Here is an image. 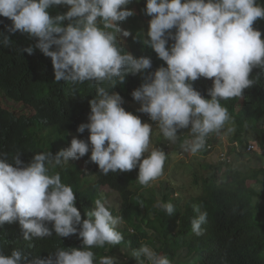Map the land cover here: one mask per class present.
Masks as SVG:
<instances>
[{"label":"clouds","instance_id":"clouds-1","mask_svg":"<svg viewBox=\"0 0 264 264\" xmlns=\"http://www.w3.org/2000/svg\"><path fill=\"white\" fill-rule=\"evenodd\" d=\"M128 6L138 11L137 0H0V17L11 21L0 31V46L11 47L16 55L48 57L57 83L109 82L126 88L129 74L154 70L132 91L137 103L126 102L115 91L97 89V98L89 101L88 122L76 129L81 134L87 129V140L73 136L68 147L55 154H35L28 163L20 159V152L11 163L6 153H0V228L18 222L25 241L55 232L64 238L78 234L83 242L80 249H57L46 259L29 258L21 250L10 255L0 251V264H94L93 247L114 248L118 261L128 264H175L147 245L132 253L122 249L126 241L122 197L108 184H102L100 192L102 187L107 192L100 193L101 199L82 219L72 188L62 183L59 172L50 173L70 159L90 152L86 163H95L104 175L138 168V176L130 173L146 193L149 183L162 176L167 158L158 146L149 151L153 128L171 144L188 131L190 139L183 147L192 154L204 144L213 147L207 136L219 132L213 147L218 162L246 158L255 164L264 158L260 143L251 141L243 150L233 140L232 121L247 105L253 114V101L248 104L251 93L264 98V6L257 0H146L140 13L147 35L143 39L132 26L124 25L134 15ZM50 8L55 13L49 14ZM132 36L146 44V51L130 46ZM2 91L6 105L0 103V113L7 111L16 120L34 118L30 102L11 99ZM8 104L15 107L7 109ZM222 134H231L225 150L218 148ZM87 166L82 164L81 169ZM111 192L118 196V206L108 201ZM158 206L168 216L175 213L171 203ZM193 211L198 215L191 220V230L199 237L208 213L198 204ZM99 264H117V259L102 256Z\"/></svg>","mask_w":264,"mask_h":264},{"label":"trees","instance_id":"trees-1","mask_svg":"<svg viewBox=\"0 0 264 264\" xmlns=\"http://www.w3.org/2000/svg\"><path fill=\"white\" fill-rule=\"evenodd\" d=\"M257 4L264 6V0H257ZM137 6L140 14L146 0H137ZM48 11L49 14L55 13L54 8ZM10 24V20L0 17V31H5V25ZM131 28L136 31L134 27ZM133 38L129 40L130 46L146 51V44L141 39ZM152 71L153 68L144 75L129 74L124 81L126 88H120V83L113 86L109 82L100 86H93V82L89 81L75 85L64 81L57 83L48 57L20 52L16 55L11 47L6 49L0 46L2 92H6L11 99L30 102L36 112L32 119L21 117L18 120L8 115L7 111L0 113V153H6L11 163L12 156L20 152V159L28 163L35 154L47 151L55 154L68 147L73 136L87 140L88 130L81 134L76 129L81 123L88 122L91 110L89 101L97 98V89L103 87L110 93L115 91L126 102L137 103L131 93L144 83V77ZM250 95L248 104L253 101V114L249 113L247 105L233 115V140L239 141L243 150L251 141L260 143L264 149V98L256 93ZM132 113L136 115V111ZM219 134L213 132L207 136L211 137L209 142L213 147ZM189 139V135L179 136L175 143L176 154L187 158L190 155L204 157L214 153V148L205 144L195 154L185 151L183 145ZM163 144L157 146L164 149L162 151L167 158L163 174L157 179L165 175L170 161ZM89 157L90 152L79 160L70 159L69 164L50 169V173L59 172L62 183L72 188L77 197L75 206L82 219H87L84 217H87L91 204L95 205V200L101 199L102 184H108L121 194L120 216L126 226V241L122 249L132 253L147 245L175 264H264V168L250 165L243 172L234 163L223 161L209 165L205 173L207 177L204 178L200 172L204 173L207 164H196L191 159L188 169L198 195L179 197L175 196L178 190L167 188L164 184L145 193L142 185L135 184L138 182V168L104 175L99 172L98 165L86 163ZM80 164L88 166L81 169ZM132 171L137 176H133ZM250 180L255 183L248 184ZM160 203H171L175 213L168 216L158 206ZM194 204L201 205V210L208 213L206 223L202 225L204 234L199 237L191 230V220L198 215L193 211ZM48 226L51 228V224ZM82 244L78 234L64 238L56 236L55 232L50 237L25 241L18 222L0 228V251L4 255H10L12 250H21L29 258L38 256L46 259L57 249H80ZM90 250L94 252V264H99L102 256L116 257L117 264H128L118 261L114 248L93 247Z\"/></svg>","mask_w":264,"mask_h":264},{"label":"rangeland","instance_id":"rangeland-1","mask_svg":"<svg viewBox=\"0 0 264 264\" xmlns=\"http://www.w3.org/2000/svg\"><path fill=\"white\" fill-rule=\"evenodd\" d=\"M128 8L134 12V15L131 17H128L125 20L124 25H130V26L134 27L136 29V31L139 32V34H141L142 39L145 38L147 35L145 32V29L143 28V25L141 24V17H140L139 12H137L136 8H134L133 6H128ZM0 103L2 105H6L4 103V101L2 100L1 96H0ZM13 107H15L13 104H8L6 106L7 109H11ZM129 109H130V107L127 106L126 110L128 111ZM230 128H233V127L230 125ZM187 132L188 131H184V133L186 135L188 134ZM232 132H234V131H232ZM229 136H231V134L230 135L222 134L220 136L221 138H220L219 143H218V148L222 147V149H224V150L227 149V147L229 146ZM163 138L164 137L160 133L159 129L153 128L152 133L150 135L149 151H151L152 149H158L157 145H158L160 139H163ZM163 140L165 143L163 144V142H162L161 144L166 146V149H167L166 152L169 155L170 162H169V165L167 166V171H166L165 175L158 180L151 181L149 183L150 187L152 189H155L157 187H160L161 184H164V186L167 188L172 187V188L178 190V194H179L178 196L179 197L184 196V195L194 196V197L197 196L198 195V189H197V187L192 185L193 177L191 178L190 172L188 169L190 167V162L194 161L196 164H200V163H203V165L207 164V167L205 168L204 173L200 172V174L201 175L203 174L204 175L203 177L206 178L207 174H205V173L208 171V169H209L208 167H210L209 165L216 164L218 162V159H219L218 155L210 154V155H207L204 157L202 155L201 156L190 155L186 159L181 160L182 156L176 154V150H175L176 144H171L165 138ZM168 142L170 143V145L167 147ZM161 150H164V149H162V147H161ZM145 155H148V153H145ZM196 157L198 159H195ZM191 159H192V161H191ZM248 162H249V160H247L246 158H243V159L240 158V159L234 161V166L243 172L247 171L248 167L250 165L257 166V167H264V158L257 159L256 161H254L255 164H251ZM211 166H213V165H211ZM82 168H84V166H82ZM262 176H263V174L260 175L261 178H262ZM254 183L255 182H253L252 184H254ZM256 186H258V185H256ZM107 190L108 189L105 187L101 188L102 193L107 192ZM117 200H118V196L115 193L111 192L109 197H108V201L110 203H113V204L118 206ZM131 264H136V261H133Z\"/></svg>","mask_w":264,"mask_h":264},{"label":"crops","instance_id":"crops-1","mask_svg":"<svg viewBox=\"0 0 264 264\" xmlns=\"http://www.w3.org/2000/svg\"><path fill=\"white\" fill-rule=\"evenodd\" d=\"M259 190H260V188H259ZM258 191V190H257Z\"/></svg>","mask_w":264,"mask_h":264}]
</instances>
